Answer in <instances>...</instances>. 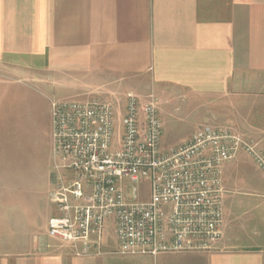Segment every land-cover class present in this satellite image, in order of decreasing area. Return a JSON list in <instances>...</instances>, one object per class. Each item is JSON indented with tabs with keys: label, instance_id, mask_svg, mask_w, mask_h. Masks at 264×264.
I'll list each match as a JSON object with an SVG mask.
<instances>
[{
	"label": "crops",
	"instance_id": "obj_1",
	"mask_svg": "<svg viewBox=\"0 0 264 264\" xmlns=\"http://www.w3.org/2000/svg\"><path fill=\"white\" fill-rule=\"evenodd\" d=\"M57 85L69 95L51 99ZM128 93L158 98L163 137L181 110L195 124L182 142L210 125L264 148V0H0V264H264V179L243 153L222 167V238L206 252L121 255L111 221L100 255L47 238L55 210L23 202L6 170L51 151L41 179L55 186L51 104L118 96L122 111ZM250 167L260 180L242 189Z\"/></svg>",
	"mask_w": 264,
	"mask_h": 264
},
{
	"label": "built area",
	"instance_id": "obj_2",
	"mask_svg": "<svg viewBox=\"0 0 264 264\" xmlns=\"http://www.w3.org/2000/svg\"><path fill=\"white\" fill-rule=\"evenodd\" d=\"M51 147L56 215L47 238L81 256L102 253L110 221L121 255L206 252L222 238L223 165L243 153L264 179L260 140L226 127L202 125L164 147L154 95L142 102L128 93L122 111L96 96L53 102ZM141 179L149 182L146 201L137 200Z\"/></svg>",
	"mask_w": 264,
	"mask_h": 264
},
{
	"label": "rangeland",
	"instance_id": "obj_3",
	"mask_svg": "<svg viewBox=\"0 0 264 264\" xmlns=\"http://www.w3.org/2000/svg\"><path fill=\"white\" fill-rule=\"evenodd\" d=\"M43 88V87H42ZM47 90V86H46ZM50 90V89H49ZM62 90L59 85H57V91L53 96L51 95V99H60L62 97H67L69 94H67L66 91H60ZM48 91V90H47ZM127 90H122V93H126ZM52 94V93H51ZM99 97L100 99L104 100L102 97L99 95H92L91 97ZM90 97V98H91ZM111 102L117 105L118 102L117 100H120L118 96L113 97L111 99H108ZM158 102V98H157ZM177 109V108H176ZM174 124V128L172 131L169 133L167 132L168 135L163 137V144L164 147L170 148L172 145H176L181 143L186 135L188 133L192 132V129L195 127L194 121L192 119L185 117L183 119V112L180 110L178 112H174V118L173 120L170 119ZM173 127V126H172ZM255 138V137H253ZM257 139V138H255ZM117 138H114V141H116ZM258 140V139H257ZM49 141H47L46 146H48L49 150ZM260 145L263 147L262 140L260 139ZM264 149V148H263ZM51 152V151H50ZM50 152L46 154H41L40 156L34 155L33 157H30L29 160L21 159L19 161H16V166L10 165V167L6 170L9 178V181L11 182L10 188L12 189L11 191L15 194H19V197H22L23 202L26 200L27 197L30 198V200H35V203L42 205L44 208L47 207L50 211H53L52 209L55 210L54 205L52 204L48 193H50L55 187L53 184L50 188H48L47 184L44 182V180L41 179L42 174L45 172V170H49V172L53 173V161L51 158ZM32 154V153H31ZM48 165V166H47ZM62 175L65 176L66 172L62 171ZM261 176V175H260ZM54 176H52L53 178ZM241 178L240 182V187L242 189H248L250 187H247L246 185V179L250 181L251 183L256 182V180H260L259 174L253 170V167H250L249 169H245V171H241V174L239 175ZM244 177V178H243ZM11 178H14L15 181H12ZM252 179V180H250ZM255 180V181H254ZM137 200L138 201H146L149 199V182L147 179H141L137 185ZM51 189V191L49 190ZM50 191V192H49ZM16 195V196H17ZM259 199H251V202H253L256 206L259 205ZM22 200H20L18 197H15L13 201H10V209L12 206L14 207V210L16 211L17 209L22 208L19 204L23 203ZM252 204V203H251ZM19 205V208L17 207ZM254 205V206H255ZM17 214V213H16ZM55 215V214H53ZM16 219H18L17 215L12 217L10 220V224L13 226L14 224L16 225ZM35 226V225H34ZM39 237V236H38Z\"/></svg>",
	"mask_w": 264,
	"mask_h": 264
}]
</instances>
